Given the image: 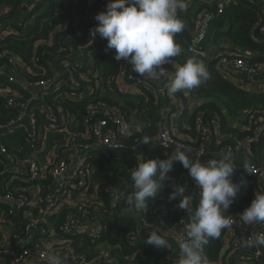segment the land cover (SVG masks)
<instances>
[{
	"label": "built area",
	"instance_id": "1",
	"mask_svg": "<svg viewBox=\"0 0 264 264\" xmlns=\"http://www.w3.org/2000/svg\"><path fill=\"white\" fill-rule=\"evenodd\" d=\"M80 1L73 0L72 4V12L79 16ZM42 2L43 0H28L24 3L23 11L30 12ZM187 2L189 7L195 4L193 0ZM214 2L216 13H222L227 5L239 0ZM107 3L108 0H88L90 6L86 18L90 19L94 27L98 23L95 15L106 10ZM248 3L255 4L256 0H248ZM7 10L0 9V18L5 16ZM185 13H179V16L184 17L182 15ZM212 17L213 14L204 9L191 27L185 25L190 33L187 52L195 53V45L205 40ZM32 18L33 15L27 19L18 15L13 19H0V39L21 34L16 27L23 26L24 22L30 23ZM55 32L56 29L53 28L43 39L35 40L33 45L50 46ZM258 33L264 36V20L258 26ZM76 45L79 49L68 57H62L65 54H62L64 47L45 52L56 56L59 62L50 76L42 75L39 78L35 75L38 71L35 63L39 59L37 50L30 57L31 68L17 54L0 52V74L6 79L0 101L3 99L5 106L15 111L10 119L0 123V264H46L49 250L62 256L65 264L111 262L103 254L88 257L77 253L67 240V237L78 235H86L93 240L100 239L102 228L99 217L106 214V211L102 210L104 205L97 200L95 185L91 181L95 165L92 159L99 157V151L110 155H132L137 164L150 159L148 155L158 149L174 150L177 145L190 148V158L194 161L207 162L211 158H219L223 153H229L236 168L233 182L241 185L234 202L243 200L246 185L251 186L254 193H264V154L259 165L250 167L252 173L246 172L244 166L234 163L238 151L250 154L254 151L253 148L257 149L259 143L264 152V111L253 112L249 123L242 126L247 133L241 138L231 137L223 132L217 115L204 119L202 111L197 112L194 118V136L188 139L178 137L177 121L187 111L188 105L179 91L171 96L167 92L168 78L175 73L164 68L166 75L160 78L162 87L157 89L150 86L149 78L132 72L128 61L121 60L115 85L117 93L134 94L143 98L151 93L164 97V102H167L164 105L160 103L159 128L150 137V144H142L139 138H134L127 147L122 141L125 136L120 133L121 125L126 123L125 119L118 110L94 98L99 91V70L88 52L85 56L82 54L84 47L91 48L93 45L106 50L107 41L97 35L95 39L90 37L77 43L71 40V46ZM114 51L107 50L106 53L114 58ZM166 65H173V60ZM216 69L230 83L250 93L264 90V63H251L239 56L232 59L222 57L217 62ZM242 74L247 75L246 80L241 78ZM30 78L36 79L31 81ZM63 100L86 101L80 122L72 111L62 105ZM18 136L22 137L27 149L21 146L16 152H10L4 140H14ZM48 136L53 139L48 141ZM226 139L232 142L224 143ZM173 183L183 184L186 188L185 195L190 184L199 194V188L185 171L178 172ZM108 192H113L110 195L111 211L108 214L111 223H114L118 193L112 188ZM147 211L148 208L132 215L136 220L135 226L126 235L128 243L148 236L154 225L159 226L168 240V247L160 248L169 251L165 260L178 264V241L186 238L187 221L174 217L167 225L160 216L149 220L145 216ZM170 211L171 217L176 216L180 211L178 204H173ZM61 214L62 218L59 219ZM50 215H56L58 219L49 222L47 216ZM11 217L26 220L19 233L17 229L16 232L12 230L16 222ZM228 217H231L232 225L224 233L223 245L226 246L233 239L235 251L242 250L238 234L245 241L264 232V224L243 225L237 212L230 213ZM57 220L60 222L58 225ZM92 223H97V226L93 227ZM259 254L260 250L255 248L253 257Z\"/></svg>",
	"mask_w": 264,
	"mask_h": 264
},
{
	"label": "trees",
	"instance_id": "2",
	"mask_svg": "<svg viewBox=\"0 0 264 264\" xmlns=\"http://www.w3.org/2000/svg\"><path fill=\"white\" fill-rule=\"evenodd\" d=\"M23 2L24 0H0V9H8L5 16L0 19H13L18 15L27 19L33 15L30 23L24 22L23 26L16 27L21 34L17 36L8 35L0 39V52L17 54L19 59L29 64L31 68L30 57L37 50L39 59L35 63V67L38 68L35 75L38 76L37 78L42 75L48 77L51 75L52 69L58 64L59 59L56 56L47 55L45 52L64 47L62 54H65L62 57H68L79 49L78 45L71 46V40L73 43H77L91 37L89 31L94 25L89 21L90 19L84 16L87 15L90 5L88 0H81L79 16L72 12L73 0H43L39 6L38 4L34 6L30 12L23 11L25 3ZM193 3L195 4H192L186 12L197 13L200 10L198 0H193ZM207 9L213 14V17L209 21L205 40L195 45L196 52H187L190 33L184 28L181 33L175 36L176 42L182 49L181 55L171 58L173 65L167 66L165 64L163 66L175 73L176 68L183 65L188 59L197 58L206 65L210 73V78L199 87L186 90L191 94L192 99L198 101L199 104L194 106L192 110L190 109L189 112L185 111L181 114L177 121L178 128L181 129L185 121L187 122L186 128L194 134V118L197 112L202 111L204 112V119L217 115L220 118L223 132H227L231 137L241 138L247 133V130H243L242 126L249 123V117L253 112L264 111V90L259 93H250L240 86L230 83L218 73L216 68L217 62L222 57L232 59L239 56L251 63H264V36L258 33V26L264 20V0H256L255 4H249L248 0H239L237 3L227 5L222 13H216L215 2ZM53 28L56 29V32L52 36L50 46L33 45L35 40L40 41ZM38 46L40 47L38 48ZM212 46L214 50L211 49L209 55L200 53ZM89 47H84L82 54L85 56L88 52L99 70V91L95 93L94 98L118 110L123 115L125 122L131 126L133 125L129 123L131 116H137L143 121V124L138 128H132V136L122 138L124 144L128 147L134 138L155 135L160 121V97L151 93L144 98L134 94L117 93L115 85L122 61L110 58L106 53L107 50L100 46L99 48L96 45ZM185 52L190 55L187 56ZM35 79L30 78L31 81ZM4 85H6V79L3 74H0V93L5 88ZM179 94L184 97L182 91H179ZM62 105L72 111L79 122L81 121L86 101L63 100ZM4 106L3 99H1L0 123L10 119L15 114L13 109ZM52 139L51 136H48V141ZM4 142L10 152H16L21 149V146L27 149L20 136L14 140L5 139ZM231 142L229 139L224 141V143ZM253 150L250 154L238 151L234 157L235 165L245 166V162H248L250 167L259 165L261 156L264 154L261 143L257 145V149L253 148ZM172 151L158 149L148 156L150 159H166V154H170ZM102 157L106 160L102 161L99 157L92 159V163L95 165L91 178L95 185L96 198L104 205L102 210L106 211V214L99 217L102 228L100 239L93 240L86 235L67 237L71 248L88 257H96L98 254L106 255L111 261L107 264H175L174 261L165 260V256L169 252L168 249L147 245L145 243L147 236L138 238L134 243H128L126 239L127 233L135 226L136 218L126 212L127 205L123 196L133 191L130 172L137 165L136 158L132 155H110V157L102 155ZM182 171L188 173V170L180 162H174L173 171L169 173L170 179L165 181V186L160 195L154 201L148 202V211L145 216L149 220L160 216L167 225L174 220V217L184 218L188 224L191 222V215L181 209L176 216L171 217L170 209L173 204H179V198L170 201L168 197L172 191L174 176ZM110 188L114 189L116 194L118 193L117 208L113 215L115 217L114 223H111L108 214L111 211L110 195L113 193L108 192ZM243 190V200L233 202L228 212L224 213L225 216L232 212L241 214L251 204L255 195L254 190L249 185H246ZM186 195L191 196L193 208H195L199 200L197 189L190 184ZM56 218V215L47 216L49 222L55 221ZM58 218H62V214ZM11 219L16 222L12 230L16 232L17 229V233H19L26 220L19 217H11ZM59 223L57 220L56 225ZM225 232L226 229L222 231L218 239H209V243L204 246L205 264H264V247L257 248L260 250L257 257H253L255 248L250 249L242 246V250L235 251L232 245L233 239L226 246L223 245ZM238 236L239 234L237 235L239 244L242 245V239Z\"/></svg>",
	"mask_w": 264,
	"mask_h": 264
},
{
	"label": "clouds",
	"instance_id": "3",
	"mask_svg": "<svg viewBox=\"0 0 264 264\" xmlns=\"http://www.w3.org/2000/svg\"><path fill=\"white\" fill-rule=\"evenodd\" d=\"M189 8L187 0H108L106 10L95 15L98 22L90 29L93 39L97 35L107 41V49H114L116 61H128L132 72L140 77L161 82L166 75L164 65L171 58L181 55V46L175 36L181 33L185 24L179 13ZM210 78L206 65L197 58L188 59L176 68L174 76L168 78L167 92L171 96L178 91L199 87ZM125 137L133 135L129 124L120 127ZM139 142L150 144V137L142 136ZM191 149L177 145L166 154V159H145L130 172L133 191L124 195L126 211L135 215L146 209L149 201H154L169 180L174 162H180L188 170L194 184L199 188V200L193 208L190 195H185L183 184H172L169 200L179 198L178 208L191 215V222L186 226V238L178 241L180 258L178 264H205L204 246L209 239H218L223 230L232 225L231 217L225 216L234 202L240 184L233 182L235 167L229 153L207 162L192 160ZM252 173L248 162L243 167ZM240 222L245 226L264 224V193H255L254 199L239 214ZM147 245L167 248L168 240L161 233L159 226H153L145 241ZM246 248L264 247V233L255 234L242 241ZM46 264H65L64 258L49 250Z\"/></svg>",
	"mask_w": 264,
	"mask_h": 264
},
{
	"label": "crops",
	"instance_id": "4",
	"mask_svg": "<svg viewBox=\"0 0 264 264\" xmlns=\"http://www.w3.org/2000/svg\"><path fill=\"white\" fill-rule=\"evenodd\" d=\"M213 2H214V0H198V6L201 7L200 10L197 13H191V12L188 11V12H186L185 15H183L184 17H180V18L183 20L184 24L187 27H191L193 25V23H194L193 21L197 17L201 16V14H202V12H203L204 9L209 8V6L211 4L213 5ZM84 16H86V15H84ZM221 46L222 47H227L226 45H221ZM212 47L209 48L208 50L206 49V50H204V51H202L200 53L209 55ZM262 79L264 80V74L262 75ZM148 81L150 83V86H154L155 87L154 83L151 82L152 80L150 81V79H148ZM182 93L184 95L186 104L188 105L187 112H189V110L190 109L192 110L194 108V106H197L199 104V102L193 100L191 94H189L186 90H182ZM160 100H161L160 103H162L163 105L167 103V102H164L165 101V98L164 97H160ZM129 123L133 124L132 128H138L139 126H141L143 124V121H141L139 119V117H137V116L136 117L131 116V119H130V122ZM186 127H187V122L184 121L183 124H182V126H181V129H178L177 130V136L178 137H182V138L188 139V138H192L194 136V134L192 132H190L188 130V128H186ZM102 155L107 156V157L108 156L110 157V154H106L104 152L99 151V158L102 161H105L106 160L105 158L102 157Z\"/></svg>",
	"mask_w": 264,
	"mask_h": 264
},
{
	"label": "water",
	"instance_id": "5",
	"mask_svg": "<svg viewBox=\"0 0 264 264\" xmlns=\"http://www.w3.org/2000/svg\"><path fill=\"white\" fill-rule=\"evenodd\" d=\"M241 78H242L243 80H246V79H247V75L242 74V75H241ZM151 82L154 83V85H155V87H156L157 89H160V88L162 87V83H161V82H157V81H151ZM91 225H92L93 227H95V226H97V223H92Z\"/></svg>",
	"mask_w": 264,
	"mask_h": 264
},
{
	"label": "rangeland",
	"instance_id": "6",
	"mask_svg": "<svg viewBox=\"0 0 264 264\" xmlns=\"http://www.w3.org/2000/svg\"><path fill=\"white\" fill-rule=\"evenodd\" d=\"M212 50H214V47H212ZM185 54L188 56V55H190L189 53H187V52H185ZM130 127H131V129H132V126L131 125H129ZM106 250V249H105Z\"/></svg>",
	"mask_w": 264,
	"mask_h": 264
}]
</instances>
